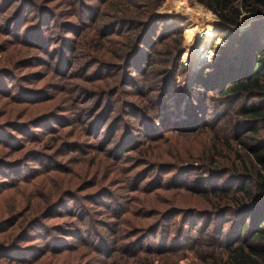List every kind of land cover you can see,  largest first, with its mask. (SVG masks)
Here are the masks:
<instances>
[{
    "label": "rangeland",
    "instance_id": "rangeland-1",
    "mask_svg": "<svg viewBox=\"0 0 264 264\" xmlns=\"http://www.w3.org/2000/svg\"><path fill=\"white\" fill-rule=\"evenodd\" d=\"M24 2L29 3L21 6ZM84 3L100 4L101 7L95 24L93 19L90 22L85 18L77 27L78 31L84 25V30L89 25L94 28L87 39L91 31L97 33L96 27L111 21L132 19L136 23L126 22L125 25L122 21L124 23L118 27L111 26L101 42L93 43L98 45L96 50L90 48L91 43L85 46L84 41H77L76 45L66 23L76 24L77 11ZM35 7L48 12L45 22L50 34L44 33L48 37L46 53L39 44L42 25L36 23L38 12ZM263 21L264 14L253 17L244 13L236 34L242 37ZM228 28L229 25L196 0H108L105 5L97 0H0V137L8 133L17 140L11 143L10 137H3L0 168L7 172L16 167L27 173L28 167L39 169L38 156L52 154L63 139L66 140L63 142L79 141L84 145L82 153L70 152L67 156L65 150L58 152L55 158L61 164L50 170L47 165L46 170L39 173L41 176L31 182L33 184L22 183L0 194L3 227L8 225V220L17 219L13 228L0 232V243L10 241L22 225L25 227L35 218L30 222L32 226L27 225L29 238L26 239L29 240H22L20 245L25 250L34 245L41 249L39 253L34 250L31 263L9 257V262L0 259V264H63L65 261L67 264L201 263V247L192 250L186 247L175 254H161L158 249L144 260L136 261L135 253L130 252L132 247L127 243L139 238L141 232L144 234L141 236H147L160 221L164 227L167 217L164 216L171 211L192 207L211 209V203H228L214 198L212 193L197 195L171 184L174 176L189 183L199 175L198 164L192 161L205 156L204 147L211 134L209 129L190 130L193 118L202 117L200 107L193 109L190 101L193 97V101L201 104V98L191 91L192 81L204 65L209 67L218 61L216 47L223 42L221 35ZM262 31L263 41L264 28ZM15 32L22 44L11 39ZM136 36L145 37V40L148 37V42L153 39L147 52L149 61L134 60L135 55L127 59L131 49L115 54L122 41L134 40ZM157 40L161 42L155 44ZM143 47L141 44L139 49ZM70 48L74 49L72 56H65L68 60L54 70L56 60ZM87 55L89 58L84 60ZM172 59L184 66V69L177 68L175 75L171 74V67H167ZM136 67L144 69V74L135 71ZM164 68H167L166 75L161 71ZM84 69H89L87 82L82 79ZM96 77L101 80H94ZM160 79L164 81L165 90L168 89L162 94L157 92L162 85ZM136 84L140 85L139 91L134 90ZM34 96L37 98L32 99ZM155 96L159 110L155 109ZM132 105L137 107V112ZM101 106L109 108L105 114L107 119L102 126L99 121L92 128L90 123L101 111ZM236 107H231V117L236 115L233 114ZM141 110L154 116L149 125L139 121ZM59 131L65 137H59ZM152 134L160 138H153ZM58 148H63L62 144ZM116 149L119 150L118 159L112 157ZM224 150L222 156L228 154ZM230 157L227 155L221 162L229 164L233 161ZM19 158L20 162L14 166L12 162ZM246 160H250L248 155ZM178 166L189 168L175 174ZM2 177L0 175V180ZM222 183L223 179H220L218 184ZM155 184L159 187L155 188ZM64 189L68 192L63 194ZM92 192L96 196L90 200L89 193ZM227 195L233 194L229 191ZM99 201L104 205L98 204ZM182 216L179 214L168 220L169 225L165 228L170 230L169 237H174L176 229H181L183 234H196L190 231L196 217ZM88 217L106 241L103 248L109 247L104 254L108 258L103 257V250L99 253L93 246H80L72 236H62L66 245H73L72 248L56 252L61 247L56 248L51 243L52 251L44 252L51 236L60 233L56 230L67 234L83 228L80 221L82 218L86 221ZM146 225H152L151 229L144 230ZM146 238L145 243H154L158 239L153 235ZM187 243L192 246L191 241ZM28 251H21V256L29 255ZM43 252L45 254L40 256ZM140 255L145 257V254Z\"/></svg>",
    "mask_w": 264,
    "mask_h": 264
},
{
    "label": "trees",
    "instance_id": "trees-1",
    "mask_svg": "<svg viewBox=\"0 0 264 264\" xmlns=\"http://www.w3.org/2000/svg\"><path fill=\"white\" fill-rule=\"evenodd\" d=\"M97 1L99 3L102 2V5L108 4V0ZM196 1L215 13L223 22L229 25L230 28L223 31L221 35L223 42L216 47L218 61L211 63L212 66L209 67L204 65V69L192 81L195 87L192 85L193 87H191V91H194L193 94L195 93V97L201 98V104L193 101V97L190 101L193 109L195 106L200 107L202 117H199V119L193 118V127L190 130L198 131L199 129H209V134H211L208 139V144L204 147L205 156L198 157L195 161H192L193 163L195 162L198 164V168L200 169L199 175L189 183H184L185 181H183V178L174 176L173 183L171 184L175 183L179 188H184L197 195L212 193L214 198L218 200H226L228 203H211V209H197L192 207L181 211H171L164 216H167L165 219L166 225L162 227V222L160 221L155 228H152V232L147 235L158 237L156 242L145 243L147 236H141L144 234L139 231V238L128 242L127 245L128 247L129 245L132 247V251L130 252L135 253L133 258L136 261L144 260L146 256L156 252L158 249H160L161 254L169 252L175 254L186 247H189L190 250L201 247L202 253L200 252L201 256L199 255L201 261L200 264H264V40H261L264 21L257 25L256 29L254 25L252 29L249 32L247 31L244 33L242 37H239L236 34L237 28L240 25V18L244 13H248L253 17L262 16L264 14V0ZM28 3L29 2H24L21 6ZM100 8V4L84 3L83 7L77 11L78 20L76 24L69 22L66 23L69 34H73L71 37L75 38L76 45L77 41H84L85 46L88 47L91 43L90 48L94 47L96 50L98 45H93V43L97 41L101 42L103 37L106 36L104 35L105 32H107V29L111 28V26L117 25L118 27V25L124 22L130 24L134 22L132 19H127L126 21H111L108 25L107 23L102 24L101 27H96L97 33L95 32V34L91 31L89 39H87L88 37L86 36H88L89 31L94 28L89 25V28L84 30L86 26L84 25L78 31L77 27L85 21V18L90 22L93 19V24H95ZM35 11L38 12L36 23L39 26L42 25V35L39 39V44H42L43 50L46 53L48 52V48L45 45V42L48 37H45L44 33L48 36L50 34V32H48L49 27H47L45 22V20H47V15L45 13L48 12H44L36 7ZM112 18L113 17H111V19ZM21 19L22 16L18 20ZM43 22H45V25H43ZM127 23L125 25H127ZM11 39L15 40L14 42H16V44H22L17 32H15V35H12ZM148 40V37L145 40V37L142 38L138 36H136L134 40H124L120 44V47L117 46L114 52L116 54L119 50L131 49L130 53L126 55L127 59L135 55L136 57L134 60L149 61L150 54L148 55L147 52L150 44L153 43V39L149 42ZM5 41H9V39ZM160 42L161 40H157L155 44H159ZM141 44H144V47L140 50L139 48ZM179 44L180 43H178V45ZM73 48H70L66 54L61 55L60 58L56 60V64L53 65L54 70L59 68L61 63L68 60L65 59L67 56H72L74 52ZM176 52L179 54L178 50ZM110 56V58H113V55L110 54ZM88 58L89 56L87 55V58L84 60H87ZM177 59L178 55L176 60ZM201 59L202 58H200V60ZM46 62L48 63V61ZM80 65L83 64L81 63ZM91 66H88V68ZM169 66L171 67L170 69H172V75H175L177 68L181 67L184 69L182 64L173 62V59L169 62L167 67ZM87 70L89 71V69H84L82 73L84 76L82 79L85 82L88 81ZM135 71L139 74H144V69H141L140 67H136ZM161 71L166 75L167 68H164ZM58 72H60V70ZM94 80H101V77H96ZM161 82L162 85L160 88L158 87L157 90L159 94L168 90H165L164 81L161 80ZM139 88L140 85L136 84L134 90L139 91ZM210 93L213 94L209 95ZM37 95L41 98L43 97L39 94ZM156 96L154 98L155 109L159 110V101L156 100ZM34 98L37 97L34 96L32 99ZM106 99L108 100L107 96ZM233 105H237L236 111L233 113L236 115L231 117L230 109ZM133 107L137 112V107ZM108 110V107L101 106V111L95 114L94 121L90 123V126L93 128L99 121H101L102 126L107 119L105 114ZM143 112L145 115H142ZM141 113V119H139V121H145L144 124L149 125L154 116H151L144 110H141ZM206 116H209V118ZM190 118L192 120V117H189L188 119ZM176 124L180 125L178 122ZM225 124H228V126ZM14 126L15 125H13V128ZM12 130L16 132L18 129ZM58 135L59 137H65L61 134V131H59ZM4 136L10 137L12 139L10 141L11 143L17 142L15 137H12L8 133H4L0 137L1 145L5 142V140H3ZM150 136L153 138H160L157 134H152ZM63 141L66 140L63 139ZM63 141L59 145L62 144L64 149L58 148V145L55 147L56 149H54L52 154H37L39 155L38 163L41 161L39 163V169L28 167L25 169L28 170L27 173H22L19 169H16V167L8 169L7 172L0 168V175L3 176L0 180V185H2L0 186V194L8 189L19 187L22 183L26 186L33 184L31 182H34L36 178L41 176L39 173H43L46 170L47 165L50 166L48 170L55 167V165H60L61 163L55 158L56 155L59 154L58 152L62 153L65 150L64 154L67 156L70 152H84L83 143H80L79 141ZM233 141L235 144L232 143ZM223 149L228 153V156H231L229 159H233L229 164H224V161L223 163L221 162L222 158L227 157V155L222 156V154H225L222 151ZM17 150L13 152L15 153ZM239 150H241L240 152L242 153H239ZM83 154L87 155L88 153ZM245 154L250 157V160H246ZM112 155H114L112 157H115L116 159L120 158L119 150L116 149ZM217 156L218 159H216ZM20 159L21 158L13 161L12 164H14V166L17 165V163L20 162ZM41 165L43 167H41ZM186 168L189 167L178 166L176 167L177 170L174 172L176 174ZM32 170L35 172L34 175ZM220 179H223L222 184H218ZM155 186V188L159 187L158 184H155ZM229 191L233 194L232 196L227 195ZM62 192L64 194V192H68V190L64 189ZM95 196L96 194L94 192L89 193L90 200ZM98 204L103 203L99 201ZM179 214L183 215L182 218L196 217V222L192 223V228L190 229L191 232L196 234L187 235L186 233L183 234L181 229H176L174 237L172 235L169 237L170 230L169 228H165L169 225L168 220ZM223 218H225V220H223ZM34 219L35 218L30 219L27 225L32 226L33 223L30 222ZM89 219L90 217H88L86 221H84V218L81 219L80 222L83 223L81 225L83 228L69 231L67 234L59 229L56 230V232H60L58 235L57 233L54 236H51L50 234L51 240L50 242L47 241L48 246L44 249V252L46 253L48 250H51V243H54L56 248L61 247V249L56 250V252L72 248L71 246L73 245H66L64 237H62L72 236L75 240L79 241L80 246H93V248H96L99 253H102L101 250H103L104 252L102 255L106 258L107 256L104 254H107L106 252L109 247L107 246V248H103V244L106 241L101 236L102 233L96 231V227ZM8 222V225L6 223V227H3L5 222L0 220V232H5L6 230L13 228L17 219L13 218L12 220L10 219V221L8 220ZM226 223L228 224L227 227L224 226ZM90 224L92 226H90ZM27 225L25 227L22 225L18 233L12 237L10 241L8 240L9 242L0 243V259H6L9 262V257H12L11 260L14 261L31 263L34 259L33 252L39 245H34L32 248L30 247L28 249L26 248L27 250H30L28 251L29 255L21 256V251H27L24 246L20 245L22 240H29L26 239L29 238ZM151 226L152 225H146V228L143 229L149 230L151 229ZM209 226L212 227L208 230ZM158 230L161 231L157 232ZM49 232L55 234L53 231ZM88 237L94 239L89 240L87 239ZM187 241H191L192 246L187 243ZM141 247L142 249L140 250ZM36 251V253H39L41 249H37ZM44 252L41 253L40 256L42 254L44 255ZM140 254H145V257ZM67 263V261L63 262V264Z\"/></svg>",
    "mask_w": 264,
    "mask_h": 264
},
{
    "label": "bare ground",
    "instance_id": "bare-ground-1",
    "mask_svg": "<svg viewBox=\"0 0 264 264\" xmlns=\"http://www.w3.org/2000/svg\"><path fill=\"white\" fill-rule=\"evenodd\" d=\"M191 33V35H192V32H190Z\"/></svg>",
    "mask_w": 264,
    "mask_h": 264
}]
</instances>
